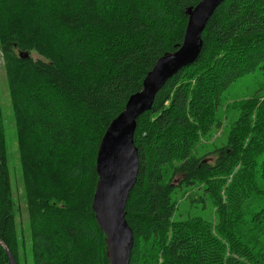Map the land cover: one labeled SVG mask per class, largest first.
Returning <instances> with one entry per match:
<instances>
[{
  "label": "trees",
  "instance_id": "1",
  "mask_svg": "<svg viewBox=\"0 0 264 264\" xmlns=\"http://www.w3.org/2000/svg\"><path fill=\"white\" fill-rule=\"evenodd\" d=\"M201 1L0 0V51L36 264H109L93 210L102 138L159 59L182 45L186 12ZM202 39L198 60L171 77L137 120L140 170L126 206L135 238L130 264L143 246V264L264 263L262 242L249 246L243 236L264 232V100L241 103L227 142L194 154L201 136L221 127L225 91L264 67V0H226ZM4 137L0 106V239L18 264ZM195 186L217 208L215 226L200 215L175 218L174 195ZM0 264H10L1 245Z\"/></svg>",
  "mask_w": 264,
  "mask_h": 264
},
{
  "label": "water",
  "instance_id": "2",
  "mask_svg": "<svg viewBox=\"0 0 264 264\" xmlns=\"http://www.w3.org/2000/svg\"><path fill=\"white\" fill-rule=\"evenodd\" d=\"M226 0H202L187 10L188 25L182 45L159 59L141 92L130 97L125 110L106 130L97 155L98 183L93 200L97 223L107 241L109 264H130L135 238L126 219V206L140 170L135 144L137 120L150 111L158 92L181 69L194 64L203 49V32L216 9ZM0 245L17 264L7 245Z\"/></svg>",
  "mask_w": 264,
  "mask_h": 264
},
{
  "label": "rangeland",
  "instance_id": "3",
  "mask_svg": "<svg viewBox=\"0 0 264 264\" xmlns=\"http://www.w3.org/2000/svg\"><path fill=\"white\" fill-rule=\"evenodd\" d=\"M34 56L37 57L36 55ZM253 98H259L260 101L264 100V67L248 77L239 79L233 83L227 91H225L219 110V117L222 121L221 127H214L210 134L206 136L202 135L200 139L201 142L196 147L197 149L194 151V154L201 157L208 151L212 150L215 146H221L225 144L228 139V131L230 126H232V124L240 116L238 107L241 103ZM0 106L3 114L5 136L4 143L7 154V164L11 178L14 216L16 218L18 264H36L38 255L31 243L28 209L25 196L26 185L22 172V158L19 151L18 132L14 119V106L10 93V84L6 76V70L1 51ZM231 181L232 176L228 178L227 183L229 184ZM200 193L202 194L200 186H195L191 190L184 191L183 193H179L176 196L174 195V199L178 203V210L175 217L176 219H183L190 215H200L206 220H209L213 225L217 224V208L209 198L203 202L201 197H199ZM222 194L225 196L224 191ZM191 198L194 200L192 201ZM243 236L246 238V242L249 246L252 245V241L262 242L260 248L263 247L262 249L264 251V232L262 235H257L245 230ZM47 248H49V246ZM52 249L53 248H49L48 250L52 251ZM144 251L145 255H142ZM148 254V250L143 246V249L140 250V255H142V257L140 259L139 255V263L137 261L136 264H143ZM147 260L150 261L149 259Z\"/></svg>",
  "mask_w": 264,
  "mask_h": 264
}]
</instances>
